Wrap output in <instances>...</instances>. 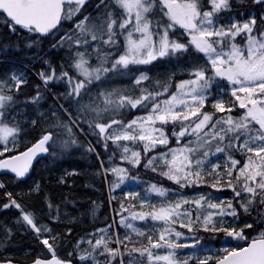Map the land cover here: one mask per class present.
Listing matches in <instances>:
<instances>
[{"label": "snow or ice", "instance_id": "1", "mask_svg": "<svg viewBox=\"0 0 264 264\" xmlns=\"http://www.w3.org/2000/svg\"><path fill=\"white\" fill-rule=\"evenodd\" d=\"M0 16L11 33L27 34L25 48L39 52L51 38L32 70L41 83L29 89L21 68L0 73V170L19 181L38 153L55 159L76 146L99 158L101 147L96 174L117 203L110 220L97 227L93 218L76 234L86 213L74 215L68 205L77 201L56 200L41 179L4 192L0 208L19 211L14 222L43 253L25 249L0 264H264V0H0ZM160 63L169 69L153 71ZM140 167L175 186L142 179ZM75 174L62 170L56 183ZM17 195L40 201L29 208ZM98 207L92 201L93 217ZM0 233L4 249L13 228L0 222ZM204 234L223 237L222 247ZM69 242L72 251L59 255Z\"/></svg>", "mask_w": 264, "mask_h": 264}, {"label": "trees", "instance_id": "2", "mask_svg": "<svg viewBox=\"0 0 264 264\" xmlns=\"http://www.w3.org/2000/svg\"><path fill=\"white\" fill-rule=\"evenodd\" d=\"M2 21L3 17L0 16V53H3L2 55H0V69L3 71L5 69V66L9 64L15 66L16 68L26 70L29 74L28 87L29 89H31L33 84L39 83L32 70H39V68L43 66L38 57L44 49H48L49 40L51 38H43V43L39 52L37 51L36 47L25 48L24 39L27 34L20 31H18L16 34L11 33ZM63 27L71 28L70 26H68L67 23L63 25ZM32 38L35 37L33 36ZM16 42H19L21 45L19 50H16L11 47H9L6 51L4 50V45L10 43L14 44ZM32 53H36V58L32 57ZM63 54L64 53L60 50H49L48 52V55L52 56L54 59H58ZM48 86L52 91H56L57 88H60L57 84L50 83ZM48 99L50 100L51 97L49 96ZM135 114V112L132 113V115ZM39 134L40 128L39 126H37L34 129L28 130L26 138L28 140H34L35 138H38ZM21 139H25V137H21ZM80 139L85 141V143L91 141L93 144H95V138L92 136H81ZM96 151L100 152L99 158L94 152L88 153L84 148L74 146L73 150H70L64 155H58L55 159H53L48 153L43 158L42 163L40 162L35 165L32 171V175L25 180L17 181L14 179V177L6 175L2 176L1 179L6 182V186L0 189V203H4L6 201L4 192L12 191L14 195L21 191L26 192L28 187L30 186L29 184H27L29 178L41 179L44 184V187L50 193H52L53 197L56 200H63L65 197H67L69 201H77V204L75 206L72 204L68 205L69 211H71L74 215H79L81 212L86 213L85 218L82 219L74 227V233L79 234L84 231H90V225L92 223L93 218L96 221V226L99 227L100 221L104 220L106 216L109 220L112 218L114 214L113 210L117 207V203L114 201L113 206L109 205L108 185L105 183L104 176L102 175V173L96 174L97 169L100 168V160L105 159L106 156L105 152L101 147H97ZM110 153L111 148L109 149L108 154ZM105 166H107L106 162ZM71 168L78 169V174H75L70 177L72 183L69 184L66 182L63 185L56 183L55 178H57L61 174L62 170H70ZM138 171L141 175V178L144 180H154L158 183L164 184V186L167 183L169 185L168 187H174V184L168 181L165 177H160L150 171L146 172L142 167H140ZM6 177L8 179H5ZM225 194L231 195L229 193ZM116 195L119 196V192H117ZM17 199L20 200L21 203L26 204L29 208H32L33 206H38V202L40 201V197L28 195H17ZM92 201H96V204L99 205V207L95 209V217H93L92 213L89 211L92 208ZM256 210L257 209H254L253 211L255 212ZM18 215L19 211L16 210L14 207H9L8 209L0 208V222L7 223L13 228L14 232L7 243L8 245L4 249L0 250V258H3L6 253H10L9 249L14 248L20 249V254H13L14 257L23 258L25 249H29L32 251L30 258H34L35 254L37 253H43V248L37 241L34 232L30 230L27 226L17 225L14 222L13 218ZM53 226L56 227L58 231L63 233V225L53 224ZM0 235H2V233H0ZM75 239V235L70 237V241H74ZM69 251H72L71 242L61 245L58 249V254L64 256Z\"/></svg>", "mask_w": 264, "mask_h": 264}, {"label": "rangeland", "instance_id": "3", "mask_svg": "<svg viewBox=\"0 0 264 264\" xmlns=\"http://www.w3.org/2000/svg\"><path fill=\"white\" fill-rule=\"evenodd\" d=\"M67 24H69V26L70 27H72V23L70 22V23H67ZM9 65V64H8ZM5 66V69L2 71L1 69H0V73H3V72H5V71H8V70H10V69H12V68H14L15 66H12V65H9V66ZM16 68V67H15ZM169 69V65H167V64H165V63H160V64H157L154 68H153V71H167ZM37 79H38V77H36ZM182 78H184V77H182V76H179V75H177L176 76V79H182ZM38 81H39V83H41L40 82V80L38 79ZM129 81L127 80V79H120V80H117V81H115V83H120V84H123V83H128ZM51 84H57L60 88H57L56 89V91H61V92H63L64 90H65V87H64V85H63V83L62 82H52ZM49 87V86H48ZM49 89H50V87H49ZM42 107H44V108H47V103L46 102H42ZM42 163V162H41ZM137 173H132V175H136ZM103 175V174H102ZM141 176V175H140ZM2 178V176H0V179ZM5 179H8L7 177L5 178ZM167 179V178H166ZM33 180V178H29L28 179V181H27V184H29L30 185V183H31V181ZM7 181H9V180H7ZM10 183V182H9ZM169 185L166 183V185H165V187H168ZM175 186V185H174ZM139 187L142 189L143 187H144V185L143 184H140L139 185ZM169 188H172V187H169ZM125 190H128V189H125ZM225 191V193H229V194H231L230 193V191H228V190H224ZM121 193L119 192V195H120ZM153 195H155V194H153ZM108 199H109V194H108ZM110 206H113V203L110 205ZM114 209V208H113ZM137 224H138V226H141V227H143L144 225H143V223L142 222H137ZM122 234H123V230H122V232H121ZM221 239H223V237L221 238ZM221 239H217V238H215V237H213V235H209V234H204V240H205V242L206 243H208V244H211L213 247H216V248H219V247H222V244H221Z\"/></svg>", "mask_w": 264, "mask_h": 264}, {"label": "water", "instance_id": "4", "mask_svg": "<svg viewBox=\"0 0 264 264\" xmlns=\"http://www.w3.org/2000/svg\"><path fill=\"white\" fill-rule=\"evenodd\" d=\"M47 153H38L37 154V157L36 158H34V165L42 158V157H44L45 155H46ZM33 170V169H32ZM31 170V171H32ZM0 174H9V175H13L14 176V174H11L10 173V170H0ZM21 179H23V178H21Z\"/></svg>", "mask_w": 264, "mask_h": 264}, {"label": "bare ground", "instance_id": "5", "mask_svg": "<svg viewBox=\"0 0 264 264\" xmlns=\"http://www.w3.org/2000/svg\"><path fill=\"white\" fill-rule=\"evenodd\" d=\"M7 55V54H6ZM4 56V55H3ZM8 61V60H7ZM1 62H2V60H1ZM16 63V62H15ZM9 66V65H8ZM36 130V129H35ZM31 138V137H30ZM86 140V139H85ZM43 165V164H42ZM42 169V168H41ZM4 175H6V176H11V177H14L13 175H9V174H0V176H4ZM20 180H22V179H20ZM25 180V179H24ZM23 232V231H22ZM14 233V232H13ZM25 233V232H24ZM15 237V236H14ZM22 238V237H21ZM12 239H14V238H12ZM10 244V243H9ZM22 244V243H21ZM8 245V244H7ZM6 245V246H7ZM23 245V244H22ZM25 245V244H24ZM26 246V245H25ZM27 247V246H26ZM1 250V249H0ZM9 252L10 253H12V254H17V253H19L20 254V249H17V248H14V251H11V249H9ZM32 252V251H31ZM34 254V253H33ZM4 257V256H3Z\"/></svg>", "mask_w": 264, "mask_h": 264}, {"label": "flooded vegetation", "instance_id": "6", "mask_svg": "<svg viewBox=\"0 0 264 264\" xmlns=\"http://www.w3.org/2000/svg\"><path fill=\"white\" fill-rule=\"evenodd\" d=\"M18 249V248H17ZM11 251H14V249H11ZM6 254H12V253H6ZM13 255V254H12Z\"/></svg>", "mask_w": 264, "mask_h": 264}]
</instances>
